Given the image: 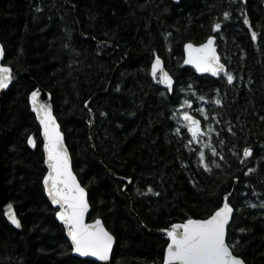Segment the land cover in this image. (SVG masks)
Wrapping results in <instances>:
<instances>
[{
	"label": "trees",
	"instance_id": "16d2710c",
	"mask_svg": "<svg viewBox=\"0 0 264 264\" xmlns=\"http://www.w3.org/2000/svg\"><path fill=\"white\" fill-rule=\"evenodd\" d=\"M263 4L0 0L4 65L14 73L0 99V156L21 224L14 229L0 211V264H96L71 255L44 197L39 127L27 101L34 84L52 96L73 170L88 193V221L100 218L115 238L111 264H161L167 239L157 231L206 218L225 195L233 208L227 233L234 254L245 264H264ZM209 36L234 75L231 84L223 73L199 77L182 67L183 46ZM157 55L174 80L172 92L150 76ZM185 111L202 122L197 141L183 125ZM206 144L218 153L203 148L207 172L197 154ZM245 147L253 152L241 165Z\"/></svg>",
	"mask_w": 264,
	"mask_h": 264
},
{
	"label": "snow or ice",
	"instance_id": "6c2138e0",
	"mask_svg": "<svg viewBox=\"0 0 264 264\" xmlns=\"http://www.w3.org/2000/svg\"><path fill=\"white\" fill-rule=\"evenodd\" d=\"M229 15L228 12H225V19H228ZM244 24H249L246 16L244 17ZM220 28V23L213 25V31H217ZM251 36L253 41L257 39V34L254 31ZM214 40L215 37L209 36L206 42L199 46L186 43L184 45L186 53L184 63L193 65L197 72H210L213 76L223 73L227 82L231 84L234 80V75L227 71L226 66L220 62L214 47ZM2 56L3 49L0 47V57ZM158 70L160 73L158 83L165 84L170 89L172 78L164 71L162 61L157 55L151 64V75L154 80L157 77ZM11 80V69L6 65L0 64V89L7 88ZM200 99L203 100L204 97L201 96ZM29 101L33 112L36 113L43 136L44 163L48 169L43 177L44 188L51 203L59 206V210L56 211L55 215L67 230V235L71 240L72 251L80 256H91L98 261H108L114 237L106 230L99 218L92 223L85 222V213L89 209L85 188L78 183L69 166L68 151L51 107L38 101V91H33L30 94ZM214 102L219 105L221 100L216 99ZM84 103L85 107H88L89 101L86 100ZM188 103V101H184V104ZM88 110L91 113V108ZM200 111L203 115V109ZM181 115L186 122L187 131L191 134L192 140H199V137L204 134L201 132L200 121L186 111L181 113ZM89 123L91 124L92 121L89 120ZM211 131L212 128L209 126L208 132ZM27 143L30 146H36V141L31 135L28 136ZM204 147L210 148L214 156L218 153L210 144L202 145L197 153L199 164L207 172L210 171V167L205 160ZM251 155L252 150L249 147H245L243 149V158H248ZM221 159H223L222 156ZM241 162L243 163V159ZM219 166V164L216 165V167ZM253 171L254 169L249 168L245 174H250ZM148 191L151 192L152 189L149 188ZM228 200V195H225L224 202L204 219L189 217L183 223H173L169 229L163 230L168 237L167 246L164 249L163 264H245L241 257L234 254L235 243L229 242L230 238L226 226L229 225L233 208ZM4 215L17 228L20 227V222L10 207L4 212ZM240 231L244 230L240 229Z\"/></svg>",
	"mask_w": 264,
	"mask_h": 264
},
{
	"label": "water",
	"instance_id": "95a60500",
	"mask_svg": "<svg viewBox=\"0 0 264 264\" xmlns=\"http://www.w3.org/2000/svg\"><path fill=\"white\" fill-rule=\"evenodd\" d=\"M174 1H176V0H174ZM263 18H264V4H263ZM206 40H207V39H206ZM205 42H206V41H205ZM205 42H203V43H205ZM201 44H202V43H201ZM193 45H195V44H193ZM199 45H200V44H199ZM199 45H196V46H199ZM0 47H2V49H3V46H2V44H1V42H0ZM214 47L216 48V52H217L216 39L214 40ZM217 55H218V52H217ZM218 56H219V55H218ZM185 58H186V53H185V49H184V46H183V60H182V67H183V68H190V69H193L194 72L196 73V75L199 76V77H202V76L207 75V76H210L211 78L216 79V78L219 76V75H218V76H213L210 72H204V73L197 72L196 69H195V67H194L193 65H191V64H185V63H184ZM154 59H155V58H154ZM154 59H153V60H154ZM161 61H162V59H161ZM220 62H221V61H220ZM0 64H3V65H4V49H3V56L0 57ZM151 64H152V63H151ZM6 66H7V65H6ZM8 67H9V66H8ZM162 67H163L164 71L167 72V73L169 74V72H168V71L165 69V67H164V63H163V61H162ZM9 68H10V67H9ZM10 69H11V68H10ZM11 71H12V69H11ZM21 76H22V79H23L24 81L29 80V75H28L27 73H23V74H21ZM150 76H151V78L153 79V77H152V75H151V65H150ZM169 76H171V75L169 74ZM159 78H160V73H159V70H158V72H157V79L159 80ZM171 78H172V77H171ZM13 81H14V73H13V71H12V80L10 81L9 86H8L7 88H5V89H0V99H2V98L5 96V94L7 93L8 89H9L10 86L12 85ZM159 84H160V86H161L162 88L166 89L168 92H172V90H173V86H174V80H173V78H172V85H171V88H170V89H169V87H168L167 85H165V84H161V83H159ZM33 91H38V101H39L40 103H45V104L50 105L54 117H55V114H54V109H53L52 96H51V94H50L48 91H46L45 89H43L42 87H40L39 85L34 84V89L29 93L28 98H27V101H28V106H29L30 112H31L32 115L34 116V119H35V121H36V123H37V125H38V127H39V136H40V140H41V150H42V156H43V166H44V168H45V173H44V175H45V174L47 173L48 169H47L46 164L44 163L45 154H44V151H43V136H42V134H41V129H40L39 121H38L37 118H36V113L33 112V110H32V105H31V103H30V101H29V96H30V94H31ZM85 108L87 109L88 107H85ZM191 116H193V115H191ZM90 117H91V119H92V120H91L92 123H91L90 126H89V132H90V130H91V127H92L93 124H94V119H93V113H92V112L90 113ZM193 117H194L195 119H197V120L200 121V128H201V132H202V131H203V125H202L201 120H200L199 118L195 117V116H193ZM55 119H56V117H55ZM56 122H57V124L59 125V129H60V131H61V127H60V124H59V122L57 121V119H56ZM183 124H184V126H185V128H186V130H187L186 122H185L184 120H183ZM61 133H62V131H61ZM187 133H188V135L190 136V138L192 139L191 134H190L188 131H187ZM62 136H63V139H64L65 147L67 148V151H68V156H69V166H70V168H71L73 174L75 175V177H76L78 183L82 186V184H81L80 181L78 180V178H77V176H76V174H75V172H74V170H73L72 160H71V155H70L69 149H68V147H67V145H66V143H65V138H64V134H63V133H62ZM192 141H194V140H192ZM27 145H28V147H29L30 149H33V148H34L33 146H30L28 143H27ZM91 148L94 150L93 145H91ZM249 148H250V149L252 150V152H253L252 147H249ZM251 156H252V155H251ZM251 156H250V157H251ZM250 157H248V158H243V152H242V157H241V160H240V164L243 165V164H244V163H245ZM242 159H243V163L241 162ZM105 170H106L107 172H109L106 168H105ZM5 171H6V169H5L4 163H3L2 159H1V156H0V211L3 213V216H4L5 220H6V222H7L10 226H12V227H13L14 229H16V230H20V229H21V224H20V227L17 228V227H16L15 225H13V224L8 220V218L4 215V212H5L6 210H8L9 207H10L11 211L16 215V212H15L14 206H13V204H12V202H11V198H10V194H9V191H8V187H7V184H6V180H5ZM44 175H43V177H44ZM117 180H122V179H117ZM123 181H124V180H123ZM124 182H125L126 184H128V181H124ZM41 186H42V189H43L44 197L46 198V200H47V202L49 203V205L51 206V208L54 209V210H56V211H58V210H59V206L53 205V204L51 203V200H50V198H49L47 192L45 191L44 184H43V178H42V180H41ZM82 187H83V186H82ZM124 192H125V191H124ZM85 193H86V199H87V201H88V203H89V200H88V193H87L86 189H85ZM229 196H230V195H228V197H229ZM223 202H224V199H223ZM130 212H131L132 214L134 213V212H133V209H132L131 201H130ZM55 213H56V212H55ZM89 213H90V204H89L88 212L85 213V222H86V223H92V222L94 221V220H93V221H88V215H89ZM232 215H233V213L231 214V218H230L229 224H230V222H231ZM16 217H17V215H16ZM17 219H18V217H17ZM54 219H55L56 223L59 224V225L62 227L63 231H64L65 238H66V240L68 241V243H69V245H70V248H71V255H72V256H74V257H76V258H79V259H83V260H89V261L94 262V263H96V264H111L110 261H111L112 252H113L114 245H115V238H114V240H113L112 249L110 250V253H109V260H108V261H98L95 257H91V256H80L78 253H74V252L72 251L71 240H70V238H69L68 235H67V230H66L64 224H63V223H62V222L56 217L55 214H54ZM96 219H97V218H96ZM99 219H100V218H99ZM18 220H19V219H18ZM100 220H101V219H100ZM101 221H102V220H101ZM19 222H20V221H19ZM102 224L104 225L103 221H102ZM228 226H229V225L226 226V230H227V227H228ZM104 227H105V225H104ZM105 228H106V227H105ZM106 230L108 231L107 228H106ZM109 232H110V231H109ZM110 233H111V232H110ZM157 233L160 234V235H164V236L166 237V239H167V242H168V237H167L165 231H163V230H159V231H157ZM111 234H112V233H111ZM113 237H114V236H113ZM166 246H167V245H166ZM165 248H166V247H165ZM163 255H164V254H163ZM161 264H163V259H162Z\"/></svg>",
	"mask_w": 264,
	"mask_h": 264
}]
</instances>
